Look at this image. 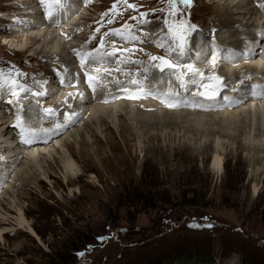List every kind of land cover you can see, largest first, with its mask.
<instances>
[{
    "label": "rangeland",
    "instance_id": "1",
    "mask_svg": "<svg viewBox=\"0 0 264 264\" xmlns=\"http://www.w3.org/2000/svg\"><path fill=\"white\" fill-rule=\"evenodd\" d=\"M218 1L220 0H194L192 6L186 9V18L198 28V32L194 33L193 36H201L203 32L206 34L207 40L203 43L200 42L198 45L200 47L196 46L191 51L190 57L195 61L186 60L184 62L186 64L192 62L191 65H197L198 67L195 66V68L204 73L205 77L216 75L222 64H224V68H221H223V71L224 69L225 72L227 71L232 80L231 86H228L225 79H222L223 84L225 82L226 85L223 89H226L227 97H230L237 93L238 86L244 84L241 77L244 73L240 72V78L237 77V71L244 64L242 61L245 63L247 61L249 63L251 61L258 62L259 57L264 61V54L261 56L264 43L260 42V38L257 40L256 35L264 30V16H262L264 14L260 15L261 12L247 14V11H244L245 13L238 12L233 15L240 20L243 18V24L239 25L238 30H244L242 31L244 35L239 34L238 44L237 42L222 43L223 45L226 44L227 47L228 45L233 46V50L226 49L234 51L238 56L235 55L233 56L235 60L231 58L232 60L226 62L220 59L217 50L221 49L218 45V43L220 44L219 39L224 38L227 31L213 30L211 32L212 29H217L216 26L219 25L221 19L219 17H225L223 12L220 11L226 0ZM115 2L116 0H87L81 6V17L78 25L80 24L83 27L77 25L73 28V31L71 30L74 35L77 32L74 39L70 40L75 51L71 52V49L69 50L67 47L68 39H66V43H60L59 49H63L60 51L62 52L60 62V60L50 57L53 54L50 55L51 52L49 53L47 50V41H43L42 46H38L39 43L36 46L29 44L32 45L30 49H34L28 52L15 50L17 49L15 48L16 44L12 46L13 43L28 39L29 42L36 44V40L26 37L32 35L29 34L31 32L27 29L23 34L14 30V27H23L26 21H15L14 18L17 14L10 13L11 11H24L16 5V0H0V69L7 72L15 66V69L26 74L18 78L21 83L35 92H45L47 83L40 90V82L53 80L57 81V85H59L58 80L60 78L57 71L65 73V70H67L65 74L71 73L74 67L70 60L72 58L73 60L76 59L77 51L82 53L99 48L101 52H107L108 48L123 46L125 49L123 48L121 52H118L121 55L119 54V57L114 59L115 64L119 63L117 69H120L122 65H126L125 62L128 61L127 67L123 68L124 71L128 72V76H125L126 78L123 81L130 82L135 79L142 86L150 83L153 88L159 89L157 91L160 94L166 92L169 80L155 83L154 74L159 72L152 65L159 62L151 61L149 57L169 56L164 48L156 46V43L168 40L165 32L161 31L165 28L163 23L165 13L159 11L162 8L167 10L168 5L164 0H129V3L137 6L136 9H127L126 5L120 3L117 7L122 15H115L110 11ZM144 12L149 13L147 18L151 21L150 24H139L140 13ZM105 13H108V15L105 16ZM133 16H136L137 20H132L131 17ZM31 18L34 19L33 16H29L28 19ZM110 19L114 20V23H108ZM246 22H249V24L254 22L255 26L247 27L249 28L247 29ZM125 23L135 26L132 31L140 37L139 40L124 41L111 34L113 29L123 30L122 26ZM42 29L45 28L42 27ZM232 31L235 32V30H229L227 34ZM145 32L148 35H145ZM85 34L90 35V38L83 37ZM248 34L253 35V37L248 36ZM22 36L24 37L22 38ZM72 38L73 35H71ZM252 40L253 42H251ZM255 41H258V43ZM101 42L104 44L103 48H100ZM55 45H58V43L53 46ZM243 47L248 48L245 54H247V57L251 55L252 59L244 57L243 60L242 56H245V54L241 55L242 51H245ZM28 49L29 47H27ZM54 49L56 48L54 47ZM36 51L39 53V58L31 60L30 55L32 53L34 55ZM256 52H260V55H257ZM68 53L71 55L70 57ZM54 55L52 57H55ZM173 55L175 54H171L169 58H173ZM194 55H197V57H194ZM65 60L69 61L66 62ZM214 60L216 62L221 60V63L219 62L216 66ZM261 65L264 64L261 63ZM199 67H204V70H200ZM256 70L259 74H257L258 78L264 77V68ZM229 72L233 75H230ZM159 75L163 79L168 78V76L177 79L175 74L168 71ZM198 78L200 80V77H195L197 81H199ZM192 80L193 78H188L187 82H192ZM252 80L251 77V80L247 79L246 81ZM184 81L186 79L183 78ZM177 82H179V89L182 91L181 82L178 79ZM204 82L207 83V80ZM213 83L219 82L213 81ZM65 88L57 96L54 95L56 98L46 94L33 96L28 93H21L20 101L22 103L27 101L26 103L30 104L29 108L28 106L27 108L24 107L26 109L21 114L26 119L32 118L35 120L34 115L37 110H40L39 119L37 120L39 122L38 126L50 128V123L58 124L63 120L64 114L75 113L71 111L76 106L73 103H75L77 96L72 98L70 108L68 103L62 105L63 109L61 105H57L58 99L70 96V91L74 89L70 86ZM143 89L145 93H149L146 88ZM201 91L203 90L199 92ZM199 92L197 93L199 98H196V95L195 98L189 95V98L187 96V98H184V95L179 93L183 96V99L179 98V100L191 104L189 105L191 107L186 105L174 110L177 109L176 112L203 113L200 116V121L199 117H195L200 123L206 120L204 117L206 115L220 116L231 113L232 110H237L236 107L234 108L231 105H227L225 107L227 109H221L224 105L219 104L218 106L215 105L214 108L216 109L212 111H209V107H207V111H202L201 108H205L203 105L210 106L213 101H207L208 99L200 96ZM221 92H219V98L224 97L225 92L223 93V90ZM3 95L0 94V97L3 96L7 101V118H10V120L15 119L16 123L18 103L15 104L16 99L6 91ZM154 96L155 94L151 93L150 96L146 97L152 99V103L160 104L155 105L161 112L156 109L154 111L142 110L141 107L138 109L139 107L135 106L136 112L155 113L156 115L171 113L170 111L174 112L172 107L166 109L161 101L162 99ZM159 99L161 102L158 101ZM9 100H12L13 103L9 104ZM256 101L259 103L260 101L264 102V97ZM45 102H52V104L46 106ZM95 104L96 102L86 105V109L89 108L90 110L82 116L83 119L79 120L80 123L77 122L71 132L67 128L55 132L58 134L46 147L49 149L50 146L57 145L59 142L57 146L61 144L65 146L62 148L65 155L71 156L70 153H74L77 166L81 170V175L78 176L80 180L74 184L65 183L56 162L54 161L51 164L45 162L44 156L38 155L36 150L34 151L35 159L32 158V161L23 159V163L19 166H7L6 169L5 165H9V163H1L0 203H2L3 209L1 206L0 209L2 214L5 213V216H8L6 213H10L8 216L10 222L7 225L1 224L0 228L1 230L7 228L12 234L6 237V245L1 244L0 264H172L179 257L189 256L192 258L204 257L215 261V264H264V183L261 184L262 195L258 196L254 193V185L251 182V174L256 169V163L253 162L252 157L254 155L257 157L258 154L260 157H264V151L262 149H260L261 151L252 149L253 151L250 152L241 148L247 136L251 144L261 139L256 131L258 113L243 114L238 118L227 117L225 125L221 120V127L214 126V129L224 133L223 137L219 135L221 139L219 141L214 137H208L207 133L206 135L203 134L204 137L194 136L195 132L194 135L187 133L184 131L186 125H181L178 128L174 126L159 127L157 130L151 128L139 130L136 129L134 124L136 129L134 132L137 133V136L132 134L133 131H127L123 134L121 125H128V123L131 125L132 123V120L127 118L126 115L127 109L132 108L127 105H124V116H121L124 118H121V125H119L118 117H116V131L112 134L107 126L101 125L98 121L92 119V107ZM248 104L249 102H247ZM155 105L153 107L157 108ZM12 107L14 108L13 111L10 110ZM47 108L53 109L57 115L47 116L43 111ZM30 112L35 113L28 117ZM59 114H62L61 118ZM244 116L247 117L246 123H242L241 120ZM250 116L253 120L249 122ZM109 117L111 120L114 119V115H109ZM133 122L135 121L133 120ZM84 124L89 125L84 126ZM248 124H251V128ZM202 127L205 126L202 125ZM202 127L200 128L201 133L204 131ZM249 129L250 134L248 133L247 136L241 132L242 130L249 132ZM14 130L16 131V128ZM76 130H80L77 137L76 135L74 138L69 137L73 132V134L79 132ZM92 131L98 132L103 141L99 142V137H96L97 135ZM6 133L8 135L5 138L11 139L13 132H10L11 135L9 130ZM170 133L175 136V139L171 140L168 137ZM3 134L5 133L3 132ZM228 134L231 137H228ZM153 135H159L162 138L159 142L160 145L156 140H150ZM84 138L88 140L87 145L83 142ZM61 140H66V142L64 143ZM221 141L223 144L225 143V146ZM70 143L73 144V149H68ZM209 144L213 145L211 149H204ZM220 145L223 147L225 158V170L222 176L214 174L210 169L213 154ZM160 146L166 149V157L162 155L159 149ZM176 151H179L181 155H175ZM250 156L252 161H250ZM2 158L0 157V160ZM35 163H38L40 169ZM263 169L264 160L261 172ZM49 173L55 174V177L49 179ZM156 174H159L158 188H150L145 182L151 181L152 178L154 180ZM42 177L46 180L43 186L38 183L39 178ZM155 192H159L166 202L172 205L155 203ZM255 206L257 207L255 208ZM19 208L24 210L26 214V230L30 225L33 226L32 228L39 235V240L23 232L20 235L17 234L19 227L17 209ZM120 229L123 230L122 233L119 232ZM14 250H18V252H14Z\"/></svg>",
    "mask_w": 264,
    "mask_h": 264
},
{
    "label": "bare ground",
    "instance_id": "2",
    "mask_svg": "<svg viewBox=\"0 0 264 264\" xmlns=\"http://www.w3.org/2000/svg\"><path fill=\"white\" fill-rule=\"evenodd\" d=\"M76 1H80V3H82L83 2V0H76ZM222 0H220V1H218V2H221ZM250 1H251V3H250ZM260 0H244V1H242V0H226L225 1V3H224V5L221 7V11L220 12H223V14H224V18H223V16H221V17H219V18H221L220 19V21H219V25H217L216 26V28L217 29H212L211 30V32L213 31V30H219L220 32H223V31H229V30H235V32H230L229 34H227V32H226V35H225V37L224 38H220L219 39V41H220V44L218 43V45L220 46V48L221 49H226V48H230V49H232L233 50V46L232 47H230L231 45H228V47L226 46V44L225 45H223L222 43H235V42H237V44H238V41H239V39H238V36H240L239 34H242V31H244V30H242V29H240V31L238 30L239 29V25H242L243 23H242V19L240 20L239 18H235L233 15L234 14H236V13H238V12H244V11H247V14H255L256 12H258V10L254 7V3L255 2H259ZM16 5L18 6V7H20L21 9H24V11H22L21 13H19V14H17V16L14 18L15 19V21H22V20H26L25 21V24L23 25V27H14V30L16 31V32H19V33H21V34H23V33H25L26 32V29L27 30H29L31 33H29L31 36H26V37H30V38H32V39H34V40H36V44H34V43H31V42H29V40L28 39H24L22 42H16V43H13L12 44V46H14L15 44V48H17V49H15L16 51H19V52H28V51H31V50H33V49H30V46H36L37 45V43H39V45L38 46H42V43H43V41H47V44H48V47H47V50L49 51V53H50V55L51 54H55L54 56L55 57H52L53 55H51L50 57L51 58H53V59H55V60H60V62H61V59H62V52H60L61 50H63V49H59V47H60V43H62V42H65L66 43V39H68L69 40V43H68V45H67V47L69 48V50L71 49V52L72 51H75V49H74V47H73V45L71 44V42H70V40H73L74 39V36L77 34V32H76V34L74 35V32L72 33V31L74 30L73 28L74 27H72V31L71 30H63L62 31V33H60L58 30H54V31H52L51 30V27L49 26V27H47L46 28V26L44 25V18H45V15H44V13L42 12V10L44 9L45 11H46V8H45V5H43V4H41V2H40V0H16ZM223 4V3H222ZM251 4V5H250ZM88 7V6H87ZM68 8H70V5L68 4ZM245 8V9H244ZM244 9V10H243ZM28 10H30V11H28ZM82 10H85V9H82ZM85 13V12H84ZM83 13V14H84ZM245 13V12H244ZM67 14V9L66 10H63L62 12H60V13H58V14H56L55 16H54V18H58V17H64L65 15ZM81 14V13H80ZM259 14V13H258ZM260 15H262V13L260 14ZM29 16H33L34 17V19L33 18H31V19H28L29 18ZM83 16V15H82ZM84 16H86V15H84ZM257 16V15H256ZM259 16V15H258ZM257 16V17H258ZM262 16H264V15H262ZM261 16V17H262ZM241 17V16H240ZM83 18V17H82ZM250 18H251V16H250ZM258 19V18H257ZM261 19V18H260ZM80 20V19H79ZM256 20V19H255ZM259 20V19H258ZM80 22V21H79ZM259 23V22H258ZM264 24V23H263ZM80 25V24H79ZM78 25V26H79ZM260 25V24H259ZM44 26V28L45 29H42V27ZM77 26V25H76ZM245 26H246V28L247 27H254L255 26V24H254V22L252 23V24H249V22H246L245 23ZM79 27H83L82 25H80ZM241 28H243V27H241ZM39 29H40V31H39ZM78 29V28H77ZM247 29H249V28H247ZM263 29H264V26H263ZM19 30V31H18ZM82 30V29H81ZM257 30V29H256ZM79 31V30H78ZM246 31V30H245ZM210 32V33H211ZM255 32V31H254ZM138 33V32H137ZM248 33V32H247ZM81 34V33H80ZM141 34V33H140ZM205 36H204V35ZM25 35V34H24ZM71 35H73V38L71 39ZM242 35H244V34H242ZM257 35V40L260 38L261 39V41L260 42H262V44L264 43V30L262 31V32H259L258 34H256ZM224 36V35H223ZM248 36H252L253 37V35H249L248 34ZM24 36H22V38H23ZM83 37H89L90 38V35H87V34H85V35H83ZM220 37H222V36H220ZM256 37V36H255ZM88 38V39H89ZM241 38V37H240ZM251 38V37H250ZM192 44H193V49H195V47L196 46H198L199 45V43L200 42H204V41H206L207 39H206V34L205 33H203L202 32V35L201 36H199V35H194L192 38ZM217 39V38H216ZM253 39V38H252ZM115 40V39H114ZM152 40V39H151ZM211 40V39H210ZM213 40V39H212ZM7 41V40H6ZM218 41V40H217ZM117 42V41H116ZM251 42H253V40L251 41ZM255 42H257L258 43V41H255ZM55 43H58V45H55V46H53ZM113 43V42H112ZM6 44H8V43H6ZM29 44H32V45H29ZM120 45V44H119ZM131 45V44H130ZM63 46H65V45H63ZM63 46H61L62 48H64ZM110 46V45H109ZM247 46V45H246ZM250 46V45H249ZM27 47H29V49L27 50ZM54 47L56 48V49H54ZM78 47V46H77ZM127 47H129V46H127ZM198 47H200V46H198ZM202 47V46H201ZM205 47V46H204ZM236 47V46H235ZM251 47V46H250ZM259 47V46H258ZM257 47V48H258ZM67 48V49H68ZM108 48V47H107ZM107 48H105V49H107ZM123 46H119V47H116V48H108V50H107V52H112V51H114L115 49H121V50H123ZM132 48V47H131ZM244 48V47H243ZM261 48V47H260ZM125 49V48H124ZM130 49V48H129ZM245 49V48H244ZM246 49H248V48H246ZM245 49V51H242V54L244 55L245 54V52H247L248 50H246ZM14 49H13V51H15ZM199 50V49H198ZM206 50V49H205ZM263 51H261V56L264 54V47H263V49H262ZM41 51H42V49H41ZM46 51V50H45ZM196 51V50H195ZM33 52V51H32ZM64 52H65V49H64ZM66 52H68V51H66ZM85 52H87V51H85ZM119 52H121V51H119ZM36 53H38L37 51H36ZM36 53H34V55H33V53L30 55L31 57L30 58H32L31 60H33V59H37V58H39V53L38 54H36ZM84 52H82V54H83ZM190 53L191 52H189L187 55H185L184 57H182V58H177L175 55H173L174 57L173 58H171L174 62H178V63H180V64H186L185 62H186V60H194V59H192L191 57H190ZM204 53V52H203ZM67 54V53H66ZM120 53H117V55L116 56H114V57H106V58H104L103 59V63L104 62H108L107 64H106V66H107V68H108V72L109 73H111L112 74V77H111V81H117V80H121V81H123L128 75V72H126V71H124V67H127V65H128V61L127 62H125V64L126 65H122V67L119 69V71H117V68H118V66H119V63H117V64H115L114 62V59H117L119 56ZM194 54V53H193ZM202 54V53H201ZM256 54L257 55H260V52H256ZM57 55H59L58 57H57ZM68 55H69V53H68ZM67 55V56H68ZM121 55V54H120ZM71 55H69V57H70ZM77 56V55H76ZM200 56V55H199ZM198 56V57H199ZM237 56V55H236ZM68 57V58H69ZM78 57V56H77ZM194 57H197V55L195 56L194 55ZM238 57V56H237ZM243 57V60L245 59L244 57L245 56H242ZM74 58H75V55H74ZM233 58V57H232ZM234 60H235V58H233ZM242 59V58H241ZM247 59H252V57H251V55H248V57H247ZM246 59V60H247ZM264 59V58H263ZM219 60V59H218ZM217 60V61H218ZM222 60V59H221ZM220 60V61H221ZM230 60H232V59H229V60H224V61H226V62H228V61H230ZM259 61L258 62H256V61H251L250 63L247 61V63H245L244 61H242L243 63V65L241 66V69H239V71H237L238 72V76L237 77H239L240 78V72L241 73H244L243 75H241V77L243 78V82H244V84L243 85H241L240 87L238 86V91H237V93L235 94V95H233V96H230V97H228L229 98V100H224L223 99V97L221 98H217V100L216 101H213V102H211L212 104L209 106V105H203V107H205V108H201V110L202 111H204V110H206L207 109V107H209L210 108V110L209 111H212V110H214V109H216V108H214L215 107V105L216 106H218L219 104H221L222 106L224 105V107H221V109H227V108H225V107H227V105H231V106H233L234 108L236 107L237 108V110H232L231 111V113H227V114H223V115H220V116H215V115H212V114H209V115H206V116H204L205 118H206V120L204 121V122H202V123H200L199 121H200V116H202L201 114H203V113H192V112H190V111H188V112H176V110H174L175 108H181V107H183V106H186V105H191V104H189V103H185V102H181L180 100H179V98H181V99H183L182 97V95H178V96H166L165 94H167V93H180V94H183L184 95V98L187 96L188 98H189V96H191V97H194L195 98V95L197 96V93L200 91V90H203L204 91V89H201L200 87H199V84L198 83H193V82H187V79L188 78H193L192 77V74L190 73V72H187V70L186 69H180L179 71H183L184 73H185V75H184V79H186V81H184V84L187 86V90H185V88L183 87V90L181 91V89H179L180 87H179V85H178V83L179 82H177V79H175L174 77H169L168 76V78L166 77V78H162L159 74L160 73H156V74H154V77L156 78V80H155V83L156 84H158V81L159 82H166L167 81V79L169 80V83H168V87H166V88H168L167 89V91L166 92H164V93H159L157 90H159V89H156V88H153L152 86H151V84L149 83L148 85L146 84H143V86L142 85H140V86H142L143 88H146V91H148V92H150V93H152V94H155V96L154 97H158V98H160V99H162L161 101L164 103V105H165V107H166V109H168L169 108V106H168V102L167 101H169V100H171V101H173V102H175L176 103V106H174V107H172L173 108V111L174 112H172V111H170L171 113H163V114H160V115H156L155 113L154 114H148V113H146L145 111V113H140V112H136V109H134V107L136 106H138L139 108L138 109H140V107L142 108V110H147V109H149V110H159L158 109V107L156 106V105H160V104H157V103H152L153 101H152V99L150 100V98L149 97H146V98H141L140 100L138 99V98H136V99H134L133 101H131V102H129L127 99H125L124 100V102H121V103H115V104H113V103H110V104H104L103 102H102V97H100L99 98V100L98 99H96V100H92L91 98H87V97H89V95L86 93V92H82V94L79 96V98H78V96L75 98L76 99V101H75V103H73L74 105L76 104V106L74 107V109L71 111V112H75V114H76V117H75V120H74V122L73 123H71V124H68L66 127H63L62 129H59V130H55L52 134H50V136H52V135H56V133L55 132H58V131H63V130H65L66 128H67V130H69L70 132L74 129V126L77 124V122H79V120H81V119H83L82 118V116H84L85 114H87L86 112L88 111V110H90L89 108L88 109H86V105H88V104H93L94 102H96V104L92 107V119H94L95 121H98L101 125H105V126H107V129L109 130V132L110 133H114V131H116V124H115V119H116V117H118L117 119H118V121H119V125H121V123H120V121H121V118H124V117H121V116H124V105H127V106H129L130 108H132V109H127L128 107L126 106V109L128 110V112H127V118H129V119H131L132 121V123H131V125L128 123V125H121V127H123L122 129H123V134L124 133H126L127 131H129V132H131V131H133L132 132V134H134L135 136H137V133H135L134 131H136V129H139V130H147V129H149V128H151L152 130L153 129H155V130H157V129H159V127H174V126H176L177 128L178 127H180L181 125H186L185 127H186V130H184V131H186L187 133H190V134H193L194 135V132H195V135L194 136H203L204 137V133H205V135H206V133H207V135H208V137L210 136V137H214V138H216V139H218L219 141L221 140L220 139V137H223V135H224V133L222 132V131H220V130H216V129H214V126H218V127H221V125H222V121H223V125H225L224 123H225V121H226V119H227V117H231V116H233V118L235 117V118H238V117H241V115H243V114H248V115H252V113H258V115H259V117H258V119H257V122H256V131L259 133V137L261 138L260 139V141H256L255 143H253V144H251V142L249 141V138H248V136H247V134L249 133L250 134V129H249V132H245V130H242L241 132L242 133H244L246 136H247V138H246V140L244 141V144L242 143V146H241V148L243 149V150H248V151H259L260 149H262L263 151H264V147H263V144H264V102H261L260 101V103L259 102H257L256 100H253V98H251V96H250V92H251V90H252V85H260V86H262V87H264V77H261V78H258V76H257V70L256 69H259V68H264V65H261L260 66V64L261 63H263L264 64V61L262 60V58H260L259 57V59H258ZM66 61V60H65ZM69 60H67L66 62H68ZM71 61V64H72V66L74 67V69L75 68H77L78 67V62L77 61H75V60H73V58H72V60H70ZM125 61V60H124ZM185 61V62H184ZM195 61V60H194ZM215 61V60H214ZM219 61V62H220ZM241 61V60H240ZM219 62H216L215 61V63H216V66L218 65V63ZM225 62V63H226ZM239 62V61H238ZM111 63V64H110ZM121 63V62H120ZM198 63V62H197ZM221 63V62H220ZM235 63V62H234ZM191 64H192V62H191ZM202 65V64H201ZM223 65L224 64H222V66L221 67H223ZM231 65V64H230ZM229 65V66H230ZM234 65V64H233ZM236 65H237V62H236ZM65 66V65H64ZM71 66V65H70ZM105 66V67H106ZM109 66V67H108ZM193 67H198L197 65H192ZM204 66V65H203ZM226 66L228 67V65H227V63H226ZM238 66H239V64H238ZM72 67V68H73ZM220 67V69H219V71H218V73L216 74V76H219V77H221L223 80L225 79V82L227 83V85L228 86H231V80H232V78H231V76H228L229 74L227 73V71L225 72V69H224V71H223V68H221ZM231 67V66H230ZM199 69L200 70H204V67H199ZM228 69V68H227ZM229 70H231L230 68H229ZM261 70V69H260ZM235 71V70H234ZM155 72V71H154ZM233 72V71H232ZM63 73V72H62ZM230 73V72H229ZM233 73H235V72H233ZM233 73L231 74L230 73V75H233ZM264 73V72H263ZM70 73H68V75H69ZM122 74V75H121ZM171 74H173V73H171ZM237 74V73H236ZM165 75H166V73H165ZM168 75V74H167ZM259 75V74H258ZM126 76V77H125ZM164 76V75H163ZM173 76V75H172ZM209 75H207L206 77H208ZM165 77V76H164ZM175 77H176V75H175ZM234 77V76H233ZM249 77H252L253 78V80L252 81H246L247 79H249ZM235 79V78H234ZM233 79V80H234ZM255 79H258V80H255ZM198 80H199V78H198ZM241 80V79H240ZM249 80H251V79H249ZM139 82V81H138ZM204 82V81H203ZM225 82H224V85H225ZM242 83V82H241ZM173 84V85H172ZM181 84V83H180ZM217 84V83H216ZM70 85H65V86H61V85H57V81H53V80H51L50 82H48V80H47V85H46V95H48V96H50V97H54V95L55 96H57L58 94H59V92L61 91V90H64V89H66L65 87H69ZM134 88H136L137 89V86L136 85H132ZM176 88V89H175ZM224 88V87H223ZM223 88H221L220 89V91L219 92H221L222 90H223V93L225 92V90L226 89H223ZM40 90H41V87H40ZM80 90V87H76V88H74L73 89V91H70L71 93H70V96H68V97H63V99L62 98H60V99H58L59 101H58V103H57V105H64V104H66V103H68L67 105H68V107L70 108V106H71V101H72V98L75 96V94L78 92ZM173 90H174V92H173ZM40 92V91H39ZM161 92H162V89H161ZM2 93V95H3V93H4V91L3 92H1ZM222 93V92H221ZM66 94V93H65ZM62 95V94H61ZM161 95V96H160ZM189 95V96H188ZM223 95V94H222ZM236 95H238V96H236ZM152 96V95H151ZM224 96H227V93L225 92L224 93ZM41 97V96H40ZM186 97V98H187ZM14 98V97H13ZM54 98H56V97H54ZM87 98V99H86ZM196 98H199L198 96L196 97ZM52 99V98H51ZM86 99V100H85ZM160 99L158 100V101H160ZM177 99V100H176ZM218 99H220V101H218ZM48 100V99H47ZM46 100V101H47ZM56 100V99H55ZM78 100V101H77ZM179 100V101H178ZM192 100H194V99H192ZM221 100H222V102H224L223 104H222V102H221ZM151 101V102H150ZM155 101V100H154ZM160 101V102H161ZM207 101H209V100H207ZM254 101H256V102H254ZM27 102V101H26ZM25 101H24V103H22L21 101H20V103L19 104H23L24 105V107H26L27 108V106H28V108H29V105L30 104H27ZM129 102V103H128ZM247 102H249V104L247 105ZM15 104H17V102H14ZM46 103V102H45ZM78 103H80V104H78ZM125 103H127V104H125ZM217 103V104H216ZM38 104V103H37ZM40 104V103H39ZM38 104V105H39ZM43 104V103H42ZM50 104H52V102L51 103H46L45 105L46 106H48V105H50ZM254 104V105H253ZM156 106L157 108H155V107H153V106ZM247 105V108L245 107ZM73 106V105H72ZM67 107V108H68ZM91 107V106H90ZM162 107V106H161ZM160 107V108H161ZM168 107V108H167ZM189 107H191V106H189ZM10 108V107H9ZM18 108V107H17ZM25 108V109H26ZM41 108V107H40ZM44 108H46V107H44ZM60 108V107H59ZM62 109H63V106L61 107ZM60 108V109H61ZM73 108V107H72ZM163 108V107H162ZM187 108V107H186ZM7 109H8V107H7V101H5V99L4 98H1L0 99V129L2 128V130L0 131V157H3L2 158V160H0V165H1V163H9V165H5L6 166V169H7V166H9V167H15V166H19L21 163H23V159H26V160H30V161H32V158L33 159H35V157H36V155H35V153H34V151L36 150L38 153V155H43L44 156V160H46L45 162H48V163H52V162H56V164H57V166L60 168V170H61V176L63 177V179H64V181H65V183H67V184H74L75 182H77L78 180H80V177H78L79 175H81L80 173V171L81 170H79V168H78V166H77V163H76V161H75V155H74V153H70V155L71 156H69L68 154L67 155H65L64 153H63V147H65V146H63V144H61V145H59V146H57L58 144H59V142H58V144L57 145H52V146H50L49 147V149H47L46 147H47V145H45V147L44 146H37L36 148L35 147H32V148H26V147H23V146H21L20 144H17L16 143V137H17V129H16V131L14 130L15 128L13 127V125L15 124V119H13V120H10V118H7ZM61 109V110H62ZM188 109V108H187ZM218 109V108H217ZM11 111H13L14 110V108L12 107L11 109H10ZM42 110V109H41ZM71 110V109H70ZM163 110V109H162ZM9 111V110H8ZM160 112H161V110H159ZM179 111V110H178ZM207 111V110H206ZM70 112V111H69ZM91 112V111H90ZM163 112H165V111H163ZM167 112H169V111H167ZM33 113H35V112H33ZM33 113H29V115H28V117L29 116H31ZM66 113H68V112H66ZM157 113H158V111H157ZM135 114V115H134ZM9 115V114H8ZM11 115H12V113H11ZM39 115H40V110H37L36 111V113H35V120H38L39 118ZM62 115V114H61ZM61 115L59 114V117L61 118ZM90 115V114H89ZM109 115H114V119L113 120H111L110 119V117H109ZM64 116H65V114H64ZM89 117V116H88ZM195 117H199V121L198 120H196L195 119ZM167 118V119H166ZM58 119V118H57ZM89 119V118H88ZM219 119V120H218ZM231 119V118H230ZM246 119H247V117L246 116H244V117H242V123L243 122H245L246 123ZM133 120L135 121V122H133ZM179 120V121H178ZM222 120V121H221ZM253 120V119H252ZM251 120V116H250V118H249V122L250 121H252ZM130 121V120H129ZM128 121V122H129ZM198 121V122H197ZM203 121V120H202ZM234 121V120H233ZM241 122V121H240ZM66 123V121L64 120V117H63V120H61L60 122H58V124H65ZM80 123V122H79ZM48 124H49V122H48ZM57 124V123H56ZM56 124H54V123H50V128H55V125ZM115 124V125H114ZM136 126H135V125ZM47 125V124H46ZM89 125V124H88ZM87 124L85 125L84 124V126H88ZM202 125H204L205 127L203 128L202 127ZM232 125V124H231ZM235 125V124H234ZM134 126L136 127V129L134 128ZM248 126L251 128V124L249 125L248 124ZM184 127V128H185ZM203 128L204 129V131H203V133H201L200 132V128ZM3 128H4V130H3ZM47 128H49V127H47ZM71 129V130H70ZM91 129V128H90ZM119 129H120V127H119ZM166 129V128H165ZM164 129V130H165ZM9 130V134H10V132H13L12 134H13V136H12V141H11V139H7V138H5L6 137V135H8L7 133H6V131H8ZM14 130V131H13ZM81 130V129H80ZM80 130H76L78 133H75V134H70L69 135V137H75V135H76V137H77V134H79L80 133ZM87 130V129H86ZM91 131V130H90ZM238 131V130H237ZM255 131V132H256ZM3 132L5 133V134H3ZM87 132V131H86ZM94 134H96L97 136L96 137H99V134H98V132H96V131H92ZM55 133V134H54ZM86 134V133H85ZM11 135V134H10ZM219 135H221L220 137H219ZM228 137H231V135L230 134H228L227 135ZM251 136V135H250ZM42 137H46V136H42ZM63 137V136H62ZM171 140L172 139H175V136L173 135V134H169V136H168ZM61 138V137H60ZM202 138V137H201ZM54 139V138H53ZM99 139V142L102 140V138L101 137H99L98 138ZM161 137L159 136V135H153V136H151L150 137V140H156L157 142H158V144L160 145V143L159 142H161ZM59 140V139H58ZM57 140V141H58ZM217 140V141H218ZM257 140V139H256ZM61 141H63L64 143L66 142V140H61ZM60 141V142H61ZM103 141V140H102ZM83 142L85 143V145H87L88 144V140L86 139V138H84V140H83ZM76 143V142H75ZM221 143L223 144V142L221 141ZM68 144V143H67ZM217 144V143H216ZM215 145V144H214ZM218 145V144H217ZM213 145H211V144H209L208 146L206 145L205 146V148L204 149H206V150H209V149H211V147H212ZM223 146H225V143L223 144ZM215 147V146H214ZM219 147H221V145L219 146ZM214 148V149H216V151L214 152V154H213V158H212V161H211V163H210V169L212 170V172H214V174L216 173L217 175H221L222 176V174H223V172H224V153H223V147H221V148ZM35 148V149H34ZM69 148H71V149H73V144H69L68 145V149ZM29 149H32V150H29ZM44 150V151H40V150ZM160 150H161V153H162V155L164 156V157H166V155H167V153H166V149H164L163 147H161L160 146V148H159ZM253 149V150H252ZM205 151V150H204ZM261 151V150H260ZM262 151V152H263ZM66 153V152H65ZM254 153H256V152H254ZM175 155H181V153L179 152V151H176L175 152ZM252 159L254 160L253 162H255L256 163V165H255V171H253V173L251 174V182H252V184L254 185V187H253V189H254V193L257 195L258 194V196H261L262 195V188H261V184L262 183H264V169H263V171L261 172V167H262V162H263V160H264V157H260V155L258 154V156L257 157H255V155L252 157ZM250 161H252L251 160V156H250ZM38 162V161H37ZM31 164H32V162H31ZM33 164H34V162H33ZM36 164V163H35ZM38 164V163H37ZM36 164V165H37ZM27 165H30V164H27ZM31 166V165H30ZM38 166V165H37ZM42 166V165H41ZM32 167V166H31ZM34 167V166H33ZM39 167V169H40V166H38ZM210 170V171H211ZM41 173V172H40ZM2 173H0V175H1ZM38 176H40V175H38ZM47 176V175H46ZM45 176V177H46ZM44 177V178H45ZM51 177H55V174H53V173H49L48 174V178L49 179H51ZM78 177V178H77ZM47 178V177H46ZM1 179V178H0ZM2 180V179H1ZM4 181V180H3ZM2 183V182H1ZM38 183H39V185H41V186H43L45 183H46V180L45 179H43V177L42 178H39V180H38ZM10 189H11V187H9ZM9 192V191H8ZM13 193V192H12ZM5 195H6V193H5ZM256 197V196H255ZM0 206L2 207V209H3V205H2V203H0ZM0 207V208H1ZM257 206H255V208H256ZM10 211H11V209H9ZM13 211V210H12ZM17 211H18V215H19V227H18V232H17V234L18 235H20V234H22V232L23 233H26L27 235H29V236H32V237H34V238H36V239H38L39 240V235H37V233L35 232V230L31 227V225L28 227V230H26V224H27V219H25L26 217V214H25V212H24V210H22V209H17ZM6 215H10V213L8 212V213H6ZM8 216H5V213L4 214H2V212H1V209H0V225L2 224H4V225H7L9 222H10V220H9V217ZM13 219V218H12ZM18 224V223H17ZM12 233H11V231H8L7 230V228H4V229H2L1 230V228H0V247H1V244L3 243V244H5L6 245V243H7V240H6V237L7 236H9V235H11ZM37 241V240H36ZM41 241V240H40ZM40 243H42V242H40ZM14 252H18V250H14ZM235 260V259H234Z\"/></svg>",
    "mask_w": 264,
    "mask_h": 264
},
{
    "label": "snow or ice",
    "instance_id": "3",
    "mask_svg": "<svg viewBox=\"0 0 264 264\" xmlns=\"http://www.w3.org/2000/svg\"><path fill=\"white\" fill-rule=\"evenodd\" d=\"M41 4L45 5L46 15L49 19H52L56 14L62 12L67 7V0H40ZM164 2L168 5L167 10L159 9L160 12L165 13V19L163 21L165 28L161 29L162 32H165V35L168 37L167 41H161L156 43V46L159 48H164L166 52L169 54H175L177 58H182L187 55L189 52L193 50V44L191 37L194 33L198 32V28L196 25L191 24L187 17L186 9L191 7L194 0H164ZM123 3L126 5L127 9H136V5L129 3V0H116V2L112 5V11L115 15H122V12L118 9L117 5ZM264 7V5H261ZM105 16L108 13L104 14ZM149 13H140L141 19L139 20V24L146 25L150 24L151 21L147 18ZM132 20H137L136 16L131 17ZM108 23H114V20H109ZM134 25H128L125 23L122 29H113L111 30V34L113 36L118 37L124 41H136L139 40L140 37L132 31ZM99 31V29H97ZM143 31V29H141ZM145 35H148L145 32ZM155 43V41H154ZM103 42L100 43V48H103ZM121 51V49H115L112 52H101L100 49H93L92 51L84 52L83 54L77 51V56L80 58L81 66L83 67L87 63H98L102 62L106 57H114L117 53ZM217 54L222 60H229L233 56L237 55L234 51H230L227 49H218ZM241 55H243L241 53ZM169 56H150L151 61H158L159 63H155L152 66L159 72L164 73L165 71L171 72L176 75V78L181 82V87H184L187 90V86L183 82V77L185 73L183 71H179L180 69H186L187 72L192 74L193 83H198L201 89L204 91L199 92V95L207 98L209 101H216L219 95V91L221 88L226 87L223 84L222 78L216 75L205 77L204 73L200 72L198 69L193 67L191 64H180L178 62H174ZM138 62V61H137ZM99 71V69H97ZM119 71V69H117ZM147 71V69H145ZM67 70H65V73ZM65 73H61L57 71V75L60 76L61 82H64ZM25 73L20 72L15 69L13 66L7 72L3 69H0V92L6 91L12 97L16 99L18 103V108L16 111V123L13 125L14 128L18 129L19 135L22 139V142L25 144H29L34 142V140L41 138L42 136H48L52 134L55 130L62 129L66 127L68 124L74 122L76 114L68 113L64 116L65 124H56L55 128H45L42 126H38L39 122L32 118H25L21 113L24 112V105L19 104L21 99V93H28L33 96L45 95L46 92L40 91L35 92L30 87L19 81L20 76H25ZM89 86L96 90V84L93 83V76L91 74H86ZM195 77H200V80L197 81ZM251 79V77H249ZM207 80V83L203 82ZM213 81H218L219 83L214 84ZM47 83V81L40 82L41 88ZM129 83L132 85H136L138 90L144 92L145 90L140 86L139 82L135 79L131 80ZM253 91L252 95H261L264 96V87L260 85H252ZM259 89V91H256ZM124 91H128V88H124ZM234 91L236 89H233ZM148 94H151L150 92ZM166 96H178L179 93H167ZM224 100H229L227 96L223 97ZM168 106L174 107L176 103L169 100ZM9 104L13 103L12 100L8 101ZM44 113L51 117L56 116L57 113L50 108L44 109ZM104 239V238H101ZM82 255V253H81Z\"/></svg>",
    "mask_w": 264,
    "mask_h": 264
},
{
    "label": "trees",
    "instance_id": "4",
    "mask_svg": "<svg viewBox=\"0 0 264 264\" xmlns=\"http://www.w3.org/2000/svg\"><path fill=\"white\" fill-rule=\"evenodd\" d=\"M159 179V174H156L153 178L151 179V181H147L145 182L150 188H158L157 185V181ZM147 180V179H145ZM155 196V203L158 204H163V205H172L171 203H167L166 200L162 197V195L159 192H155L154 194ZM172 264H215V261L212 260H208L207 258L204 257H196V258H192V257H179L174 263Z\"/></svg>",
    "mask_w": 264,
    "mask_h": 264
},
{
    "label": "water",
    "instance_id": "5",
    "mask_svg": "<svg viewBox=\"0 0 264 264\" xmlns=\"http://www.w3.org/2000/svg\"><path fill=\"white\" fill-rule=\"evenodd\" d=\"M119 232H121V233H122V232H123V230H121V229H120V230H119Z\"/></svg>",
    "mask_w": 264,
    "mask_h": 264
}]
</instances>
